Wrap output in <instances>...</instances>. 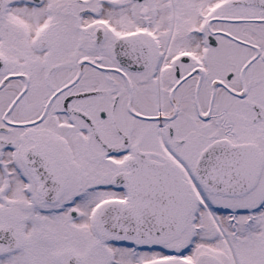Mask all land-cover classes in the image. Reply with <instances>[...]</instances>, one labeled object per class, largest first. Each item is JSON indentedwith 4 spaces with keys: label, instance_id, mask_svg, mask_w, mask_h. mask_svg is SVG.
I'll return each instance as SVG.
<instances>
[{
    "label": "snow or ice",
    "instance_id": "obj_1",
    "mask_svg": "<svg viewBox=\"0 0 264 264\" xmlns=\"http://www.w3.org/2000/svg\"><path fill=\"white\" fill-rule=\"evenodd\" d=\"M0 264H264V0H0Z\"/></svg>",
    "mask_w": 264,
    "mask_h": 264
}]
</instances>
